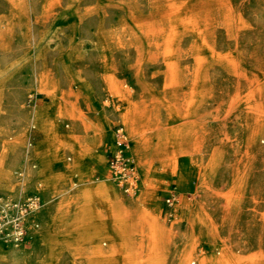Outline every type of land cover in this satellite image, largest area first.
I'll return each mask as SVG.
<instances>
[{"label": "rangeland", "instance_id": "1", "mask_svg": "<svg viewBox=\"0 0 264 264\" xmlns=\"http://www.w3.org/2000/svg\"><path fill=\"white\" fill-rule=\"evenodd\" d=\"M104 116L136 192L94 164ZM0 217V264H264V0H0Z\"/></svg>", "mask_w": 264, "mask_h": 264}, {"label": "built area", "instance_id": "2", "mask_svg": "<svg viewBox=\"0 0 264 264\" xmlns=\"http://www.w3.org/2000/svg\"><path fill=\"white\" fill-rule=\"evenodd\" d=\"M114 144L109 148L108 152V171L114 183L119 185L122 190L127 193H133L140 190V175L138 172L135 160L132 159L129 152V138L128 134L122 123L116 124L113 128ZM167 203L171 204V198H167ZM43 199L41 193H34L28 196L25 201L19 202L14 205L16 213L13 217L4 216L3 218H16L14 219V226L16 228L15 234L18 238H22L24 234L23 224L27 216L37 210ZM1 218V217H0ZM0 224V229H1Z\"/></svg>", "mask_w": 264, "mask_h": 264}, {"label": "bare ground", "instance_id": "3", "mask_svg": "<svg viewBox=\"0 0 264 264\" xmlns=\"http://www.w3.org/2000/svg\"><path fill=\"white\" fill-rule=\"evenodd\" d=\"M35 117H37L39 119V122L41 124L43 133L45 135H47V136H50L51 138L56 139L55 138L56 137L55 133H54L53 128H52V124L48 121L46 115L43 113V109L42 108L38 107L35 110L34 118ZM123 119H124V122L129 127L130 132L132 133L133 136H135L138 133V131H139V130H137V127H139V125H143V122L145 121L144 116L143 115H138L137 113L132 112L131 111V107L127 108L126 112L123 113ZM101 120H102V124L104 125L105 130H103V131L100 130L101 132H99V134L96 135V140H98L100 144H102L103 140H108V141L110 140L111 141V139L114 136V133L111 134V128H109V117L108 116H104V117H102ZM146 129H147V127H144L142 130H146ZM145 139L147 140L146 137H145ZM113 140H114V138H113ZM76 154L79 155L78 152ZM128 154H129V152H128ZM133 154L139 159L143 157V143H142V141L137 140L136 138H135V145H134V148H133ZM167 161H166V165H170V162L173 163V161H174L176 163L177 160L175 161V159H172V160L170 159V160H167ZM106 169H107V166H106ZM83 170L88 175L89 169L87 167L83 166ZM107 172H108V170H107ZM90 182H91V179H90V176H89V181L87 183H90ZM76 185L77 184L74 183L73 186H76ZM149 190H150V188L147 187V191L144 192L137 201H139V200L141 201V199L144 198V197H146V200H148L151 197L154 198L155 194H151ZM96 191L100 195L103 196V191L101 189H97ZM109 205H110V202L106 201L105 206L109 207ZM100 228H99V226L96 225L94 239H97V237L99 236V233L101 232ZM0 238H3V237H0ZM93 245H94L95 249L99 250V245H97L96 243H93ZM15 248L16 247L14 246L10 252H13L15 250Z\"/></svg>", "mask_w": 264, "mask_h": 264}, {"label": "crops", "instance_id": "4", "mask_svg": "<svg viewBox=\"0 0 264 264\" xmlns=\"http://www.w3.org/2000/svg\"><path fill=\"white\" fill-rule=\"evenodd\" d=\"M98 112H101V110H98ZM101 113H103V112H101ZM99 119H100V117H99ZM109 127L111 128V131L113 132V129H112V127L110 126V123H109ZM94 134H95V133H94ZM94 134H93V135H84L83 137H86L87 140H88L89 142H93V141H94V138H95ZM113 138H114V136H113ZM113 138L111 139L110 144L107 143V145L105 146L104 151L101 150L100 148H98V150L101 151L102 154H99V157H97L96 160H95V162H94V164L97 165V167H98L99 169H101L102 171L106 172V174H108L107 169H106V158L108 157L109 148L113 147V144H114V140H113ZM112 143H113V144H112ZM99 146H100V145H99ZM70 159H71V158L68 157V160H70ZM83 182H85V181H83ZM170 182H171V179H170ZM112 183H113V182H112ZM40 184H41V183H40ZM141 184H142V183H141ZM41 185H42V184H41ZM41 185H38V186H41ZM170 185H171V184H170ZM38 193L43 194L44 191H41V190H40V192H38Z\"/></svg>", "mask_w": 264, "mask_h": 264}]
</instances>
